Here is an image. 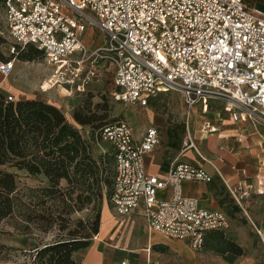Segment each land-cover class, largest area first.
I'll return each instance as SVG.
<instances>
[{"label": "built area", "instance_id": "1", "mask_svg": "<svg viewBox=\"0 0 264 264\" xmlns=\"http://www.w3.org/2000/svg\"><path fill=\"white\" fill-rule=\"evenodd\" d=\"M11 37L8 77L17 54L33 45L44 53L48 74L42 91L63 88L68 96L87 93L113 72L118 101L147 107L161 92L183 93L189 113L223 104L235 121L264 123V6L246 0H3ZM106 39L91 49L83 41L87 24ZM47 84V87L44 85ZM8 100H14L12 95ZM204 132L217 130L210 122ZM101 139L115 159L110 203L120 215L141 210L149 232L189 240L202 250L213 231L231 227L229 215L208 209L183 192V182H210L213 176L189 161L171 164L166 175L147 170L146 156L161 141L157 126L136 137L125 119L105 124ZM186 149L198 150L188 131ZM264 165V163H263ZM258 192L264 194V177ZM252 186L230 188L242 202ZM171 191L170 197L161 192ZM263 241L264 233L259 232ZM125 264V262H124ZM160 264V263H154Z\"/></svg>", "mask_w": 264, "mask_h": 264}, {"label": "rangeland", "instance_id": "2", "mask_svg": "<svg viewBox=\"0 0 264 264\" xmlns=\"http://www.w3.org/2000/svg\"><path fill=\"white\" fill-rule=\"evenodd\" d=\"M246 1L251 5L264 6V0ZM0 36L4 39V42L0 44V59L3 60L11 56L10 43L12 41L6 28L3 0H0ZM105 39L104 33L98 27L93 26L91 23L87 24L83 41L89 48L94 49L98 47ZM28 55H32L34 58L25 60L24 58ZM17 60H20L17 63L20 67L15 65L12 73L7 77V81L16 83L20 91L18 93L4 92L7 95H12L17 101L22 98H41L56 105L65 114L67 120L85 136L90 135L91 138L95 137L93 143L95 144V153L99 157L101 155L110 156L112 149L108 142L96 139L98 128L105 123L115 122L120 119L127 120L132 125L136 135H140L148 126H158L161 133V141L149 156L148 163L150 166L157 164L164 170L170 167L173 162L183 158L188 131H191L193 136L197 135L198 142L207 141V138H209V136L195 132L197 129L199 130L197 124L202 119L197 116V113L195 118L193 112H188L184 105V96L181 91L170 90L161 92L151 99L147 107L118 101L115 98L117 88L113 82V72H111L99 83L93 84L87 93L68 96L66 91L60 87L42 91L41 85L47 77L48 69L44 57L35 47L25 49L24 52L18 55ZM41 76L43 80L39 82V85H34V82L40 80ZM211 105L213 108H210L211 112L207 114V119H211L214 116L218 117L214 111H224L223 104L218 101H212ZM80 109H84L86 114H93L95 121L89 125H83L76 121L74 114ZM221 116L225 119L229 117L225 112H222ZM215 138L216 140L213 143L218 147L219 137ZM231 138H235L234 135ZM111 163H108L107 166H113L114 162ZM19 180L22 187L38 188L47 186L48 184V180L44 175H32L26 171H19ZM111 180L112 175H110ZM67 185L66 180H63L61 186L66 187ZM109 189V186L104 187L100 201L88 204L82 210L79 209L78 192H75L73 195L74 200H68V204L73 205V210L70 214L64 215L71 220L69 222L57 220L55 226L47 231H40L37 229L38 227L34 226L33 233L22 234L14 229L11 221H5L0 229V262L41 264L40 258L37 257V248L35 247L41 240L50 242L58 239V233L61 232L60 224L65 225L64 230H62L64 232H68L70 229L83 231L82 226H79L77 223L78 220L82 219L85 223H94L98 219L97 216L100 212L102 215L104 214V210H102L104 207H109L114 216L119 217L115 214L110 203ZM217 195L216 203L235 217L241 209L240 205H237L233 199L225 195V191L222 188L221 191H218ZM51 204L52 202H48L47 206ZM62 209L60 207L58 210L62 211ZM214 236L211 234L208 237L207 245L198 251L188 246H182L177 240L166 239V241H161L155 247L157 249V262L160 264H245L238 261L233 262V259L251 253V255L259 258V261H255L254 264H264V241L261 235L259 236V234L254 233V236L250 237V249L243 248L241 255L230 252L220 254L212 250L210 246L214 243L212 241V237ZM224 236L239 244L233 231L224 232ZM94 239L95 235L91 238V243ZM74 258L77 264H81L76 253L74 254Z\"/></svg>", "mask_w": 264, "mask_h": 264}, {"label": "trees", "instance_id": "3", "mask_svg": "<svg viewBox=\"0 0 264 264\" xmlns=\"http://www.w3.org/2000/svg\"><path fill=\"white\" fill-rule=\"evenodd\" d=\"M2 42L4 39L0 36V44ZM29 47L35 46L29 45L25 49ZM35 48L44 57L43 51ZM33 58L28 55L24 59ZM7 96L0 90V229L5 221H11L14 229L22 234L33 233L34 226L40 231H47L55 226L57 220H71L64 215L73 210L68 200H74L75 192H78L80 210L100 201L104 187L109 186L111 192L115 176L112 150L110 156H97L93 143L95 137L85 136L56 105L41 98L17 101L8 100ZM74 118L83 125L95 121L93 114H86L84 109L77 111ZM105 124L96 132L98 141H103L100 132ZM111 162H114L113 166L108 167ZM19 171L42 174L48 184L38 188L22 187ZM63 180L68 184L66 187L61 186ZM48 202L52 204L47 206ZM60 207L62 211L58 210ZM101 215L100 212L94 223L79 219L77 223L83 231L70 229L64 232L65 225L60 224L58 239L50 242L41 240L35 247L40 263L77 264L74 254L90 246L91 238L99 233ZM224 232H210L205 246L212 234L215 235L210 246L212 250L220 254L230 252L241 255L243 248L227 239Z\"/></svg>", "mask_w": 264, "mask_h": 264}, {"label": "crops", "instance_id": "4", "mask_svg": "<svg viewBox=\"0 0 264 264\" xmlns=\"http://www.w3.org/2000/svg\"><path fill=\"white\" fill-rule=\"evenodd\" d=\"M18 61L20 60H15V65L20 67L17 64ZM42 80L41 76L40 80L34 82V85H39ZM0 90L8 93L20 91L16 83L8 82L7 77L3 78L1 73ZM222 112L225 111H214L218 117L207 119L208 113L201 114L200 108L193 111L195 118L197 113V116L202 119L197 124L199 130L197 129L195 132L209 136V138L207 141L198 142L197 135H195L194 139L198 150L194 148L184 150L183 158L179 161H189L201 165L213 176V180L210 182L184 181L183 192L198 197L201 206L205 208L225 211L231 220V227L225 232L233 231L239 245L242 248L250 249V237L254 236V233H264V194L258 192L259 180L264 177V123L251 120L235 121L227 112L225 113L229 117L225 119L221 116ZM207 122L215 125L217 130L211 133L204 132L202 129ZM143 132L140 135L135 134L136 137H141ZM233 135L235 138H231ZM215 137H219L218 147L213 143L216 140ZM198 143L201 144L198 145ZM152 152L146 156L147 170L152 174L166 175L169 167L164 170L157 164L150 166L148 163ZM239 183L252 186L250 194L242 202V205L235 201L230 192V188ZM221 188L224 189L225 195H228L241 207L235 217L216 203V195L218 191H221ZM170 196V190L161 192V197ZM102 210H104V214L101 215L99 233L89 247L76 252L81 264L159 263L155 247L166 239L177 240L182 246H188L195 250L189 240L174 239L159 232H149L141 210L130 215H120L113 207L115 214L119 217H115L109 207H104ZM239 257L240 259H238ZM239 257L234 258L233 262L254 264L255 261H259V258L251 253ZM0 264L22 263L0 262Z\"/></svg>", "mask_w": 264, "mask_h": 264}]
</instances>
